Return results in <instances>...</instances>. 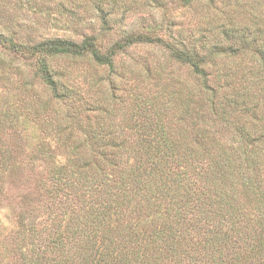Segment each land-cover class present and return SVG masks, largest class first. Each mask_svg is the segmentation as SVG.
I'll list each match as a JSON object with an SVG mask.
<instances>
[{
	"label": "trees",
	"instance_id": "1",
	"mask_svg": "<svg viewBox=\"0 0 264 264\" xmlns=\"http://www.w3.org/2000/svg\"><path fill=\"white\" fill-rule=\"evenodd\" d=\"M5 80L0 264H264V0H0Z\"/></svg>",
	"mask_w": 264,
	"mask_h": 264
},
{
	"label": "rangeland",
	"instance_id": "2",
	"mask_svg": "<svg viewBox=\"0 0 264 264\" xmlns=\"http://www.w3.org/2000/svg\"><path fill=\"white\" fill-rule=\"evenodd\" d=\"M9 5V3H6L5 4V6H8ZM26 9V8H25ZM30 10H26V12L30 15V12H29ZM173 12L174 13H180V8H176L175 10H173ZM44 35H45V37H49V36H62V37H70V38H72L73 40H75V41H79L80 40V36H78V35H76V34H71L70 32H68V31H64V30H62V29H49V30H47V31H45V33H44ZM100 40V39H99ZM101 41V40H100ZM147 50L148 49H146V48H136V49H134L133 50V52L135 53V54H141V55H146V54H152L155 50H148V52H147ZM64 59L63 58H55L54 60H53V64L54 65H61L62 63H64ZM65 62H67L68 63V61H65ZM70 64H73L72 62L70 63ZM11 77V76H10ZM7 83V81L5 80V81H3V83H0V84H6ZM9 212H8V210L6 209V210H4L1 214H0V216H4L5 214H8ZM4 218V217H3ZM9 218H10V216H9ZM5 219V218H4Z\"/></svg>",
	"mask_w": 264,
	"mask_h": 264
}]
</instances>
